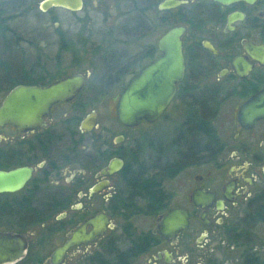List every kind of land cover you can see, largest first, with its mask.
Segmentation results:
<instances>
[{
    "label": "flooded vegetation",
    "instance_id": "af4514ba",
    "mask_svg": "<svg viewBox=\"0 0 264 264\" xmlns=\"http://www.w3.org/2000/svg\"><path fill=\"white\" fill-rule=\"evenodd\" d=\"M42 1L0 0V106L20 85L48 86L71 74L85 80L35 126L0 124V171L16 173L0 192V231L28 242L12 264H264V116L240 115L257 94L264 107V0H184L165 9L163 0H113L112 51H94L109 73L94 80L83 30L89 0L78 11L43 10ZM62 10L81 13L83 51H53L55 32L72 43L57 32ZM175 26L185 28L184 75L155 121L126 126L115 111L103 124L96 110L85 111L98 92L123 90L158 58L160 38ZM45 40L49 51H41ZM91 112L96 125L84 130ZM178 115L181 124L155 135L126 133ZM201 167L209 168L204 175L177 179ZM199 189L209 193L199 198L204 206L195 200ZM172 209L187 213L184 228L166 227ZM76 231L80 242L54 259Z\"/></svg>",
    "mask_w": 264,
    "mask_h": 264
},
{
    "label": "water",
    "instance_id": "95a60500",
    "mask_svg": "<svg viewBox=\"0 0 264 264\" xmlns=\"http://www.w3.org/2000/svg\"><path fill=\"white\" fill-rule=\"evenodd\" d=\"M217 1L225 3L230 0ZM183 2L184 0H163L160 8L176 7ZM53 6H63L78 11L82 8V1L43 0L41 2L43 10H48ZM184 30L183 26H175L163 34L159 40V49L162 54L144 66L122 90L116 105L118 119L122 124L136 126L143 119L153 122L167 108L176 91V83L181 81L184 75L185 59L181 39ZM84 80L85 77L81 74H71L48 86L20 85L15 87L0 106V124L9 122L18 127L35 126L42 120L41 117L44 114H49L54 104L73 98ZM261 101L260 94L249 99L240 109L241 118L247 116V119L253 122L263 117L264 107H259ZM95 125L96 113L91 112L84 119L82 127L88 130ZM116 168L111 165L110 171ZM14 175L0 171V192L11 187ZM194 196L197 203L204 206L199 198L206 199L209 193L199 189L195 191ZM165 220L168 230L182 229L188 224V215L179 209H172ZM80 240V231L74 232L68 241L56 250L53 258L62 257L72 245L79 243ZM27 245V239L22 234L0 231V264H12L21 259L26 253Z\"/></svg>",
    "mask_w": 264,
    "mask_h": 264
},
{
    "label": "rangeland",
    "instance_id": "374dc122",
    "mask_svg": "<svg viewBox=\"0 0 264 264\" xmlns=\"http://www.w3.org/2000/svg\"><path fill=\"white\" fill-rule=\"evenodd\" d=\"M101 2V0H97ZM112 1L113 0H103V2L100 5H95L94 0H89L86 4V7L83 10V17H86V20L83 21V30H84V36L87 37V56H88V61H87V67L93 66V72L91 73L90 79L94 80L97 76H101L104 74V72L109 73L108 71L105 70L106 66L99 60L97 61L96 58H98L95 54L94 51H100L104 49H110L111 47V42L114 41V37L112 36V29L114 30V20L113 16L116 15L115 9L112 8ZM57 14L61 16V22L58 26L57 32H67L69 33L70 40L72 43L68 44L70 45L69 50L65 51H83L82 48V37L78 36L81 32V24L78 21V17L81 16V13L73 15L69 13L68 11L62 10L58 11ZM77 16V19H76ZM52 29V28H50ZM115 36V35H114ZM55 39H52V42L54 43V50L53 51H59L62 44H65L63 42L62 36H58L57 33L55 32ZM153 39H155V36H153ZM146 42V41H144ZM82 43V45H80ZM98 44H103V46H100ZM145 44V43H144ZM41 47L45 46L46 49L41 50V51H49L48 46H47V40L45 42H41ZM98 46V47H97ZM97 47V49H96ZM117 49L122 50L123 49V44L118 43L116 44ZM99 48V49H98ZM111 51V50H110ZM119 53H135L137 51H117ZM90 53H93L94 55H91ZM123 79H125V82L128 81V79L131 77V74H123ZM123 87H117V88H112L111 94L113 96L111 98L110 95L108 94L106 97H104L103 93L98 92L97 97L92 98L91 96L93 95L91 88H87L85 95L89 97V100L85 111L90 112L92 110H96L99 114L100 120L105 122V120L109 116V112H115L116 111V102L117 98L121 92ZM92 90V91H91ZM184 119V115H178L173 118L165 117L155 124L149 125L146 123L141 124L137 128L131 130V131H126L127 135H129L131 138L132 137H137L138 135H141L144 131L149 130L150 135H155L157 130L163 127L164 129H170L171 127L175 125H179L182 123ZM125 128L119 127V131L124 130ZM127 130V129H125ZM163 131V130H162ZM168 131V130H167ZM164 133V132H163ZM170 131L167 135L168 141L171 140L173 137V133L170 135ZM173 139V138H172ZM126 141V140H125ZM131 141V139H129ZM111 142V140H110ZM128 140L124 143V145H127ZM207 169L209 168H198L196 170L192 171H185L183 172L182 175H180L177 179L179 180H185L187 177L192 178L195 177L196 174L198 175H204L207 172Z\"/></svg>",
    "mask_w": 264,
    "mask_h": 264
},
{
    "label": "trees",
    "instance_id": "16d2710c",
    "mask_svg": "<svg viewBox=\"0 0 264 264\" xmlns=\"http://www.w3.org/2000/svg\"><path fill=\"white\" fill-rule=\"evenodd\" d=\"M63 42H64V41H63ZM97 47H98V46H97ZM97 47H96V49H97ZM61 48H62V49H60L59 51L69 50V49H70V45L62 44V45H61ZM98 49H99V48H98ZM5 50L10 51V46H9L8 44L6 45ZM100 51H110V49H104V50H100ZM111 51H112V50H111ZM124 74H125V75H126V74H129V71H126Z\"/></svg>",
    "mask_w": 264,
    "mask_h": 264
}]
</instances>
